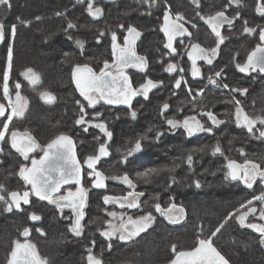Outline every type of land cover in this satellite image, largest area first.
<instances>
[{
	"label": "trees",
	"instance_id": "1",
	"mask_svg": "<svg viewBox=\"0 0 264 264\" xmlns=\"http://www.w3.org/2000/svg\"><path fill=\"white\" fill-rule=\"evenodd\" d=\"M88 2L11 0L10 9L0 6V21L5 23L7 33L4 45L13 49L9 87L19 82L29 103L26 114L16 118L10 129L28 130L41 145H46L60 134L71 136L82 161L96 154L100 143L107 142L110 155L102 158L97 168L108 177L126 172L136 184L135 191L144 193L140 198L141 209H133L129 214L135 218L152 211L155 222L132 241H118L109 249L108 241L100 236V230L106 227L107 211L112 207H106L102 197L107 194L124 195L129 191L122 182L112 179H108L105 189H92L84 231L80 236L69 230L70 221L67 222L66 213L61 214L58 209L38 199L32 198L22 210L14 208L12 212L4 211V204L0 202V264H7L13 241L25 239L21 235L24 228L31 229L27 239L36 245L48 264H88L87 249L92 247L93 240L96 244L92 251L102 257L104 264H168L174 256L171 251L173 244L177 245V250L190 249L198 238L210 237L222 223L224 227L212 237V242L230 264H264L261 235L242 227L235 217L227 219L242 203L264 192V183L257 180L252 188H248L241 181L225 178V166L229 159L242 163L247 158L264 166V138H258L261 126L257 125L253 133L237 126L234 103L240 100L249 116L264 115V74L248 76L230 68L228 76L232 81L229 83L226 123L214 126L211 133H203L198 138H186L181 128L171 129L165 123L168 118H183L177 117L172 107L169 108L171 111L161 115V103L154 92L146 104L145 114L141 109L142 100L135 102L134 108L140 109L135 118H129V108L103 106L102 111L91 108L76 89L72 70L76 64H88L98 72L105 60L111 62V34L125 35L131 22L129 15L133 13L129 11V0H94V6L103 8L104 12L100 17H92L87 12ZM166 2L175 10L174 0ZM58 12L63 15H56ZM132 20L133 26L141 30L151 28L155 23L135 16ZM69 22L76 27L67 28ZM12 24L17 26L14 39L10 36ZM76 40L84 41L83 49L76 45ZM6 55V51L2 53L0 50V75L7 61L2 56ZM27 68H32L40 76L36 87L30 88L22 79L21 73ZM235 88L247 89V94L231 91ZM43 92L52 93L55 103L43 102L40 98ZM77 101L85 106L88 118L96 112L103 114L102 120L108 117L106 123L113 133L110 141L99 129L96 132L94 128L84 131L85 126L75 123L80 114ZM216 116L223 120L222 116ZM157 132L164 133L158 140L155 138ZM140 137H146L142 140V150L129 156L127 163L123 162L127 149ZM217 144L223 154H214ZM3 149L0 152V184H4L8 191L20 190L25 185L18 175L24 159L9 142L4 144ZM189 154L193 156L192 165L186 162ZM148 169L158 172L146 182L137 173ZM196 181L200 182V187H196ZM156 196H159L158 201ZM172 198L186 212L176 224L155 212L153 207L157 202L167 207ZM255 205L261 206L260 202ZM32 212L42 219L32 221L29 218ZM255 219L252 217V221ZM38 229H42L43 234ZM51 233L56 236L52 240L49 239Z\"/></svg>",
	"mask_w": 264,
	"mask_h": 264
},
{
	"label": "snow or ice",
	"instance_id": "2",
	"mask_svg": "<svg viewBox=\"0 0 264 264\" xmlns=\"http://www.w3.org/2000/svg\"><path fill=\"white\" fill-rule=\"evenodd\" d=\"M151 3V0H150ZM192 3L199 5V0H192ZM235 5L237 9L243 7V0H229V6ZM0 6H4L7 9L12 7L11 0H0ZM87 12L92 17H100L103 15L104 9L94 6V0H89L87 3ZM255 12L261 17H264V0H257ZM60 16L63 13H57ZM211 27L212 32L217 37V43L215 47L204 48L199 43H193L190 45V50L187 51L189 60L191 61V75L193 77H199L202 75L201 69L197 66L198 60H205L209 65L213 63L219 52V47L224 43L225 37L221 33V28L227 25H233L235 20L242 19L240 11H236L232 17L226 14L225 10L216 11L214 15L207 17H201ZM39 19V17H37ZM184 16L181 13L172 14L171 8L164 13L163 24L161 31L167 37V42L164 47L169 50L170 54L175 53L177 50L174 47V41L177 36H191V33L185 27ZM24 24H30V21H21ZM242 31L246 34H258L260 43L256 44L253 50L247 56V60L244 64H236L238 70L242 73H250L253 71H259L264 73V26L257 28L250 27L247 19L242 20ZM76 25L69 22L67 28H75ZM121 28L124 25H120ZM6 25L0 21V43L5 40ZM127 35L123 38V44L118 43L117 34L112 32L111 34V55L113 57L111 63L108 60L103 62V67L97 72L88 64H76L72 70V78L75 82L76 89L80 95L87 101V104L91 108H95L97 104L103 101L108 105H127L132 108V102L137 96H142L145 99L148 98V94L156 88L163 85V81H154L151 78L146 79L138 87H134L131 77L127 74L128 68H136L141 72L146 71L148 66L147 57L140 56L135 50V42L140 37L141 33L136 27H128ZM17 33L16 24L10 26V36L14 39ZM104 35V33H100ZM69 39H72L69 36ZM76 45L80 48H84V41L76 40ZM67 55V54H65ZM13 62V49L8 47L7 49V67L3 73V97L7 102H0V117L4 120L0 121V145L4 142H10L11 147L23 156L25 161H29V154L35 152L36 149H40L43 153L39 158H31L30 165L23 164L19 168L18 175L24 181L27 188L24 191H8L4 184H0V202L4 204V211L12 212L13 209H21V205H28L31 203L30 197L35 196L41 201H47L50 204H54L61 210L69 208L74 214V219L69 218L70 228L69 230L76 236H80L83 233L85 225L82 223L85 218V208L88 203L89 188H86L83 184L84 171L80 160L76 155V144L71 136L60 134L52 139L45 146H41L28 130L23 132L19 129H10V125L14 118H22L28 106L27 98L21 95L19 91L21 84L16 82L14 87L16 89L15 96L9 88V80L12 70ZM168 73L179 72L183 73L184 69L179 67L175 63H169L165 69ZM31 84L36 85L40 82V76L32 68H27L21 73ZM222 73L220 71L215 72L214 77L209 76L208 81L212 85L221 87L217 83V78H220ZM187 81L181 75L179 79L175 80L174 87L176 89L181 88L182 84H186ZM224 89H228V84H223ZM188 93H192V89H187ZM233 92H242L247 94V89L235 88L231 89ZM200 95H203V90H200ZM41 98L46 102H52L56 98L50 92L41 93ZM194 98V97H193ZM80 104L79 101H77ZM235 107V122L237 126L246 128L249 133H253L257 125H260L259 137L264 138V115L249 116L241 105L240 100L234 101ZM171 106L165 102L162 104L160 113L164 115ZM182 111V109H180ZM79 118L76 119L77 125H82L84 131H87L88 127H95L99 129L107 141H110L113 133L109 130L108 125L101 117L102 113L96 112L95 115L89 119L88 113L85 110V106L80 104ZM136 111L131 112V116L135 118ZM201 115L211 121L212 126L224 123L217 118V116L211 111H202ZM99 121V122H95ZM165 123L171 128L176 129L182 127L186 130L188 136H192L197 132H209L213 130L212 126L206 127L196 116H186L182 120L175 118H168ZM149 131H152L149 129ZM163 132L156 133V139L158 140L163 136ZM6 137L8 140L6 141ZM146 137L138 138L134 145L127 149L126 154L123 156V162L127 163L128 157L132 156L136 152L142 150V140ZM4 149L0 146V152ZM244 155L243 149L240 150ZM215 153H222V149L217 144L213 149ZM110 155L108 143H100L96 154L89 155L84 160V165L90 170L87 175L92 178L91 187L95 189H105L107 187L106 181L108 179L119 180L123 184L127 185L130 189L124 195H104L102 197L105 205H118L120 209H141V197L144 196L143 192H137L136 184L125 172L123 175H114L111 177L106 176L102 171L97 169V165L102 158ZM186 162L188 165H192L193 156L187 155ZM225 178L241 181L248 188H252L257 180L264 183V166L252 159H245L242 163L236 160L229 159L226 164ZM158 170L148 169L144 172L137 173L139 178L144 179L146 182L152 175L157 174ZM174 182V181H173ZM65 185H75V190L68 188L65 193L61 194V189ZM196 187H200V182H195ZM6 193V195H5ZM155 199L158 201L159 196ZM256 202H260L261 207L255 206ZM155 212L168 219L170 223L176 224L186 215L183 206H178L174 202V198L167 207H162L159 202L154 204ZM107 215L112 219L107 220V227L100 230V236L104 237L107 241V247L112 248V240L115 237L120 241H130L135 237L146 232L152 224L155 222V216L152 211H148L143 215L133 217L127 215L125 212L109 211ZM249 216L258 217L260 221H264V192L260 195L254 196L252 199L242 203L240 208L236 212L229 215L227 219H235L242 227L251 228L254 231L260 233L262 239L261 243L264 244V223H250L248 222ZM32 221H39L42 219L36 212H32L29 217ZM227 219L225 223H227ZM224 227V224H220L215 231L208 238H198L195 245L190 249L177 250V245L171 246V251L174 254L173 258L168 264H230L229 260L214 246L212 237H214ZM38 231L43 234L42 229ZM31 229L24 228L21 235L25 238L23 241L16 239L13 241V247L8 255L7 264H48L45 257H42L37 250L34 243L27 238L30 236ZM92 247L87 249L88 264H104L102 257H98L92 251L95 247L96 241L91 242Z\"/></svg>",
	"mask_w": 264,
	"mask_h": 264
},
{
	"label": "flooded vegetation",
	"instance_id": "3",
	"mask_svg": "<svg viewBox=\"0 0 264 264\" xmlns=\"http://www.w3.org/2000/svg\"><path fill=\"white\" fill-rule=\"evenodd\" d=\"M174 2H175V10L171 9V12L173 15H175L176 13L183 14L184 21H182V23H184L185 27L191 33V36H187V35L177 36L174 41V47L176 48L177 51L175 53L170 54L169 50L164 47V44L167 42V37L160 30L163 24L164 13L169 9L168 2H166V0H151L150 3V0H129V11L133 13L129 15V21H131L129 22V27H134L133 26L134 21L132 20L133 16H135V18L137 19H141L144 21L152 20L155 23L151 28L147 27L144 30L137 29L141 33V35L135 42V50L138 55L147 57L148 66L146 71L141 72L136 68H128L126 70L127 74L131 77L132 84L134 87H138L148 78H151L154 81H163V85L159 88L153 89L148 94L147 99L140 96L132 103V108H129V118H133L131 116L132 111H136V113L139 112L140 110L139 108H134L135 102H137L139 99L142 100L141 102L142 112L144 114L147 112L146 104L149 100V97L154 92V94H156V96L159 98L160 101L159 103H161V106L163 103L167 102L172 107L170 108L175 111L177 117L179 116L180 118H184L186 116H196L197 119H199L206 127H208V126H212L211 121L208 120L206 117L202 116L201 112L211 111L215 115L222 116L223 118L222 121H224L225 124L229 112L228 97L230 94V87L228 89H224L222 85L223 84L229 85L230 81H232L228 76L229 69L236 68L238 70L236 64L237 63L244 64L247 60V56L249 55V53L253 50L256 44L260 43L258 34H246L242 31L243 19H247L249 21L250 27L257 28V32L259 31V27L264 26V18L255 12L257 0H243V7L239 9H237L235 5L229 6V0H199V5L192 3V0H174ZM220 10H225L226 14L229 17H232L236 11H240L242 19L235 20L233 25L225 24L221 28V33L225 37V41L223 44L220 45L217 56L213 58V63L209 65L205 60H198L197 66L201 69L202 75L199 77H193L191 75V61L188 58L187 51L190 50V45L193 43H199L204 48H212L216 46L217 37L212 32L211 27L201 17L214 15L216 11H220ZM126 35H127V31L125 35L121 37L117 36L118 41L122 40V38ZM5 41H6V34H5L4 42H2L0 45V50L2 51V53L6 51L7 54V49L9 46L4 45ZM155 43L156 45H154ZM2 57H3L2 59L4 58L7 59V55ZM169 63H175L179 67H182L184 69L183 73L166 72L165 69ZM6 67H7V61H6V66L3 69V73L6 70ZM218 71L222 73L221 77L217 78V83L220 84L221 87L212 85L208 81V77L209 76L214 77L215 72ZM3 73L0 75V102H4L6 104L7 102L4 100L3 89H2ZM243 74L249 76V75H261L263 73L259 71H253L250 73H243ZM181 75L184 77V80L187 81V83L182 84L181 88L176 89L174 87L175 80L179 79ZM22 79L29 85L30 88L36 87L38 85V84L36 85L31 84L28 80L25 79L23 75H22ZM254 80L258 81L259 79L255 78ZM188 88L192 89L191 94L188 93L187 91ZM22 90L23 87L21 85L19 91L21 92L22 96L26 97L22 93ZM200 90H203V95H200ZM10 91L14 98L16 91L15 87L14 86L11 87ZM31 94L35 95V93H31ZM40 98H41V94H40ZM41 100L46 104L55 103V100L52 102H46L42 98ZM103 106L121 108V107H115L105 104L101 101V103L99 104V108H102ZM180 109H182V111ZM27 110H28V106L26 111ZM15 119L16 118H14L13 121ZM3 120L4 118L0 119V121ZM179 128H181V130L183 131V135L186 138L188 137L198 138L203 133H209V132H197L192 136H188L184 128L182 127ZM6 139L8 138L6 137ZM5 143L6 142L2 143V145L0 146L4 147ZM41 146H45V145H41ZM19 155L21 156L20 153ZM41 155H43V153L40 149H36L35 152L29 154L30 159L39 158ZM21 157L23 158V156ZM30 159L29 161L24 160L22 165L26 163L30 165ZM83 162L84 161H82L81 163L84 165ZM89 171L90 170L84 165L83 184L86 188L90 189L88 193V200H89V195L93 189L91 187L92 178L88 177L87 175ZM107 182L108 180L106 181V183ZM75 187H76L75 185L65 187L61 189V194L65 193L68 188H72L73 190H75ZM26 188L27 186L24 185V188L20 190L18 189L16 191L22 192ZM111 195L118 196L117 194H111ZM32 198L37 199L35 196H31L30 197L31 201ZM41 202H45L49 206L56 208L58 209L59 212H61V210L57 208L56 205L50 204L47 201H41ZM23 206L25 205L22 204L21 209H17V210L18 211L22 210L24 208ZM109 206L112 205H106V207ZM87 207H88V203H87ZM87 207L84 210L85 215H86ZM63 213H66L67 215V222L70 221L69 220L70 217L74 219V214L71 209L65 208L63 209ZM82 223L84 224V221ZM54 237H56L54 233H51L49 239L52 240ZM58 239L64 241L59 237ZM118 241L120 240L114 237L112 240V245L116 244V242ZM120 242L127 243L129 241H120ZM51 254H53L52 251Z\"/></svg>",
	"mask_w": 264,
	"mask_h": 264
},
{
	"label": "rangeland",
	"instance_id": "4",
	"mask_svg": "<svg viewBox=\"0 0 264 264\" xmlns=\"http://www.w3.org/2000/svg\"><path fill=\"white\" fill-rule=\"evenodd\" d=\"M6 34V40H7V33H5ZM124 38V37H123ZM123 38H122V40H120V41H118V43H121V44H123ZM82 97V96H81ZM88 105V104H87ZM96 110H99V111H102V109L101 108H99V104H97L96 105ZM108 117H105L104 118V122H106V119H107ZM89 119H91V118H89ZM95 122H99V121H95ZM94 128V131L96 132V131H98L97 130V128H95V127H88V129L87 130H89V129H93ZM100 131V130H99ZM101 132V131H100ZM102 133V132H101ZM9 144H10V142H9ZM11 145V144H10ZM123 175V174H122ZM117 181H119V180H117ZM125 185V184H124ZM257 208H259V207H261V206H258V205H255ZM110 207H112V209H109L107 212H109V211H116V212H125L127 215H130L129 213H130V211H133V209H120L119 208V206L118 205H112V206H109V208ZM132 216V215H131ZM252 217L253 216H249V218H248V222H250V223H262V221H260L259 219H258V217H255L256 219H255V221H252ZM110 219H112L111 217H109L108 216V220H110ZM183 219V218H182ZM181 219V220H182ZM252 221V222H251ZM106 227H107V224H106ZM130 241H132V240H130ZM129 241V242H130ZM263 246H264V244H263Z\"/></svg>",
	"mask_w": 264,
	"mask_h": 264
},
{
	"label": "water",
	"instance_id": "5",
	"mask_svg": "<svg viewBox=\"0 0 264 264\" xmlns=\"http://www.w3.org/2000/svg\"><path fill=\"white\" fill-rule=\"evenodd\" d=\"M0 45H1V43H0ZM264 74V73H263ZM140 96H137L134 100H133V102L137 99V98H139ZM103 102V101H102ZM132 102V103H133ZM104 103V102H103ZM111 106H115V107H121V108H129L127 105H111ZM1 118H3V117H0V119ZM73 139V138H72ZM73 141H75L74 139H73ZM75 144H76V142H75ZM76 155H77V158L79 159V157H78V154H77V146H76ZM80 160V159H79ZM81 162V161H80ZM82 164V163H81ZM82 166H83V171H84V165L82 164ZM86 166V165H85ZM87 167V166H86ZM69 186H74V185H65L64 186V188L65 187H69ZM63 189V188H62ZM37 198V197H36ZM37 199H39V198H37ZM263 223H264V221H263ZM251 229V228H250ZM252 231H254L253 229H251ZM256 232V231H255ZM258 233V232H257ZM260 234V233H259Z\"/></svg>",
	"mask_w": 264,
	"mask_h": 264
}]
</instances>
